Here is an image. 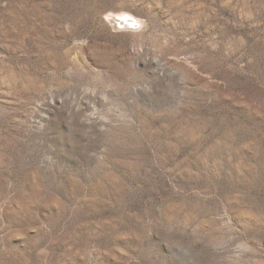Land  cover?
Segmentation results:
<instances>
[{"label":"rangeland","instance_id":"obj_1","mask_svg":"<svg viewBox=\"0 0 264 264\" xmlns=\"http://www.w3.org/2000/svg\"><path fill=\"white\" fill-rule=\"evenodd\" d=\"M0 264H264V0H0Z\"/></svg>","mask_w":264,"mask_h":264},{"label":"bare ground","instance_id":"obj_2","mask_svg":"<svg viewBox=\"0 0 264 264\" xmlns=\"http://www.w3.org/2000/svg\"><path fill=\"white\" fill-rule=\"evenodd\" d=\"M126 19H127V20H132V18H131V17H129V18H128V17H126ZM126 19H125V20H126ZM127 20H126V21H127ZM136 21H137V20H136ZM127 23H128V22H127ZM130 23H131V24H133L132 22H130Z\"/></svg>","mask_w":264,"mask_h":264}]
</instances>
